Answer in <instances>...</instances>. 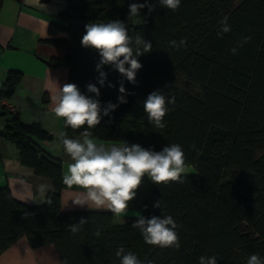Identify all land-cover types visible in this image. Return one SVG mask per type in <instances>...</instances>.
<instances>
[{"label": "trees", "instance_id": "trees-1", "mask_svg": "<svg viewBox=\"0 0 264 264\" xmlns=\"http://www.w3.org/2000/svg\"><path fill=\"white\" fill-rule=\"evenodd\" d=\"M66 2L60 12L63 22L48 25L50 34L64 37L47 41L65 50L66 83L76 84L82 93L92 95L87 93L89 83L100 87L99 54L81 45L85 24L121 20L130 36L143 35L153 45L150 53L139 57L143 67L135 85L104 66L116 87L100 88L101 104L117 103L122 79L130 94L127 103L111 113L110 122L104 117L90 131L102 141L139 143L157 151L166 144L182 146L190 173L182 183L149 181L140 213L149 218L172 216L179 225L181 247L146 244L139 230L131 227L137 216L115 223L109 210L62 211L54 190L47 191L40 204H28L0 186V253L25 237L33 247L52 244L63 264H119L115 252L120 246L154 264H199L201 255H215L218 264H247L256 253L264 257V0H181L176 11L150 0L156 8L150 14L142 9L146 18L138 25L126 20L130 0ZM224 16L232 30L218 38ZM242 36L251 40L233 55L230 50ZM172 40L186 44L177 49L170 46ZM20 79L19 71L8 70L0 99L8 98ZM157 89L175 97L163 129L154 128L143 109V101ZM6 113L1 134L15 144L20 162L54 186L68 188L62 181L61 160L41 146L52 135L38 123L21 122L15 111ZM84 130L65 127L62 119L67 135ZM159 199L162 209L153 207ZM81 217L89 222L72 234L68 225ZM97 229L99 237L94 235Z\"/></svg>", "mask_w": 264, "mask_h": 264}, {"label": "clouds", "instance_id": "clouds-1", "mask_svg": "<svg viewBox=\"0 0 264 264\" xmlns=\"http://www.w3.org/2000/svg\"><path fill=\"white\" fill-rule=\"evenodd\" d=\"M162 8L176 11L181 0H158ZM128 17H139L141 10L148 9L150 14L156 8V4L150 0L143 3L129 2ZM228 17L224 16L219 21L217 37L223 38L224 34L231 32ZM251 40L250 36H242L231 48L233 55L238 54L239 48ZM170 46L179 48L186 44L185 40L179 43L172 40ZM81 45L90 48L99 54L96 64L98 77L97 87L89 83L87 95L82 93L74 83H65L59 86L58 91L51 97L54 103V114L62 118L65 127L73 130L85 129L80 133L81 138H69L67 133H59V141L65 153L70 157L71 163L62 177L63 184L68 188H79L82 191L72 200L74 207L93 209H107L115 216H126L129 205L136 196L139 188L147 178L152 184L160 185L169 182L182 183L190 173L186 163V156L180 144H166L157 151L153 147H143L139 143L125 142L105 146L98 144L92 137L90 129L101 124L104 117L120 105L127 103L126 96L130 93L124 87V80L119 81V93L117 103L111 101L102 105L99 100L100 88H114L116 85L108 81V73L103 70L104 66H110L124 79L133 85L136 84V76L143 67L139 57L152 51V43L137 34L135 37L129 35L127 25L121 20H109L108 22H89L85 24V33L81 39ZM165 87H168L167 85ZM175 104V97L166 95L163 89H157L148 94L143 101V109L147 115L148 122L156 129L166 127L164 117L169 112V105ZM193 150L196 146L191 145ZM44 190V186H41ZM162 200L153 203L154 208L162 209ZM89 222L88 217H81L75 224L68 225L72 234L80 232ZM138 229L144 242L159 248L181 247L177 229L179 225L170 215L145 217L137 215L132 224ZM94 235L99 237L101 231L97 229ZM119 264H154L151 259H140L132 251H127L123 246L118 247L115 252ZM199 264H218L217 257L201 255ZM247 264H264V257L259 253L251 254Z\"/></svg>", "mask_w": 264, "mask_h": 264}, {"label": "crops", "instance_id": "crops-1", "mask_svg": "<svg viewBox=\"0 0 264 264\" xmlns=\"http://www.w3.org/2000/svg\"><path fill=\"white\" fill-rule=\"evenodd\" d=\"M66 5V0H2L0 5V87L8 70L21 73L18 85L5 100L14 107L21 122L38 123L52 135V139L47 144L42 142L41 146L46 153L61 160L63 175L71 159L59 141L62 118L55 116L51 97L57 93L59 86L67 82L66 52L47 39L64 37V33L50 34L48 25L51 21L63 22L60 12ZM4 112L0 99V121L5 124L9 115ZM68 137L81 138L80 135ZM92 138L105 146L121 144ZM42 185L44 190H41ZM0 186L8 187L12 197L24 203L40 204L46 192L54 190L60 195L62 211L90 210L72 205V200L81 189L59 188L46 178L37 176L32 167L20 162L15 144L2 134ZM148 189L149 180L145 178L136 198L129 205L128 214L125 217L114 215V222L121 223L130 216L140 214L142 198ZM0 264L63 263L52 244L33 247L25 237H21L0 253Z\"/></svg>", "mask_w": 264, "mask_h": 264}, {"label": "built area", "instance_id": "built-area-1", "mask_svg": "<svg viewBox=\"0 0 264 264\" xmlns=\"http://www.w3.org/2000/svg\"><path fill=\"white\" fill-rule=\"evenodd\" d=\"M1 103L6 112L13 113L15 111L14 107L10 105L8 102H6L5 98L1 99ZM3 129H4V123L0 121V134Z\"/></svg>", "mask_w": 264, "mask_h": 264}, {"label": "rangeland", "instance_id": "rangeland-1", "mask_svg": "<svg viewBox=\"0 0 264 264\" xmlns=\"http://www.w3.org/2000/svg\"><path fill=\"white\" fill-rule=\"evenodd\" d=\"M146 18V15L143 13V11L141 10V14L139 17H128L126 18L127 22L128 23H131V24H135V25H138V24H141V22ZM189 170H191L189 168Z\"/></svg>", "mask_w": 264, "mask_h": 264}, {"label": "bare ground", "instance_id": "bare-ground-1", "mask_svg": "<svg viewBox=\"0 0 264 264\" xmlns=\"http://www.w3.org/2000/svg\"><path fill=\"white\" fill-rule=\"evenodd\" d=\"M12 114V113H11Z\"/></svg>", "mask_w": 264, "mask_h": 264}]
</instances>
